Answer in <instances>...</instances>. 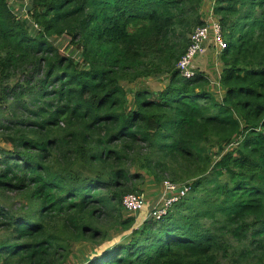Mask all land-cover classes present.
Wrapping results in <instances>:
<instances>
[{"label":"trees","instance_id":"trees-1","mask_svg":"<svg viewBox=\"0 0 264 264\" xmlns=\"http://www.w3.org/2000/svg\"><path fill=\"white\" fill-rule=\"evenodd\" d=\"M204 1L0 0V264H264V0L213 1L221 100L177 69ZM137 171L190 190L135 227Z\"/></svg>","mask_w":264,"mask_h":264},{"label":"rangeland","instance_id":"rangeland-1","mask_svg":"<svg viewBox=\"0 0 264 264\" xmlns=\"http://www.w3.org/2000/svg\"><path fill=\"white\" fill-rule=\"evenodd\" d=\"M206 5L202 8L204 17L207 18L208 15H210V3L214 0H205ZM20 6V5H17ZM16 10L19 11V9L16 7ZM22 19L28 20L29 16L27 12H20ZM33 28H36L33 26ZM215 39V32H210L209 40L207 43H209L210 48L205 57L197 56L194 60V65L196 66L195 70L203 71L206 75L209 76V78L212 81L211 89L214 92H218L216 94L218 96V99L221 100L224 95V91H222L219 87V73L222 69V63L220 61V55L216 52V47L214 43ZM54 44L60 48V50L68 55H73L75 57L78 56V53L74 50V48L71 47L69 43V39L67 37H60L53 40ZM208 46V45H207ZM165 78L164 77H155V78H148L145 80H139L136 83L133 84H125V87L129 91V98L131 101H133V93L135 90H137L139 87H148L153 91H159L164 87L165 84ZM221 93V94H220ZM7 115V112H0V116ZM0 146L8 148L2 142L1 136H0ZM133 171H135L133 169ZM143 174V178L136 181L137 186L139 187V194L143 195L146 201V207L143 211L138 213L129 214L127 211L125 214L133 215L136 217V225L135 227L140 226L145 220L152 217L154 211L157 209H160L164 204L163 203V192H164V183H158L154 180L153 176L149 172H142L137 171ZM182 183H179L181 185ZM24 202L23 199L20 197L15 196L14 194H0V204H3L8 209L12 207L13 210L20 209L21 204ZM114 239H120L121 236L117 232L112 233ZM74 253L72 256L68 259L66 264H83L85 255L87 256L90 251L93 250L94 246L90 243H77L74 245Z\"/></svg>","mask_w":264,"mask_h":264},{"label":"built area","instance_id":"built-area-1","mask_svg":"<svg viewBox=\"0 0 264 264\" xmlns=\"http://www.w3.org/2000/svg\"><path fill=\"white\" fill-rule=\"evenodd\" d=\"M11 8L16 12V14L22 18L20 12H28L30 3L33 0H8ZM20 5V6H17ZM16 7L19 11L16 10ZM215 32V47L216 52L220 55L221 51L225 47V43L221 37V28L220 24L213 13V9L208 15L207 25L199 26L193 30L190 34L189 46L187 48V52L181 57L179 63L177 65V69H179L182 75L186 78H191L195 75L194 60L197 56L205 57L208 52V40L210 32ZM164 183V196L163 203L164 204L160 209L154 211L152 217L154 220H161L171 209V207L177 203L180 199L185 197L190 188L187 186L175 184L169 180H166ZM124 209L129 213H138L145 209L146 201L143 195L139 193H130L124 197L123 200ZM149 219V218H148Z\"/></svg>","mask_w":264,"mask_h":264},{"label":"crops","instance_id":"crops-1","mask_svg":"<svg viewBox=\"0 0 264 264\" xmlns=\"http://www.w3.org/2000/svg\"><path fill=\"white\" fill-rule=\"evenodd\" d=\"M206 5V1H204V4H203V6H205ZM212 7H213V1L210 3V12L212 11ZM203 8V7H202ZM202 12H203V9H202ZM207 18H208V16H207ZM207 18H205L206 19V21H207ZM211 45V44H210ZM210 45L208 44V51H209V48H210ZM208 53V52H207ZM207 55V54H206ZM205 55V56H206ZM212 86V85H211ZM210 89H211V87H210ZM212 90V89H211ZM221 94V93H220ZM222 96V95H221Z\"/></svg>","mask_w":264,"mask_h":264}]
</instances>
